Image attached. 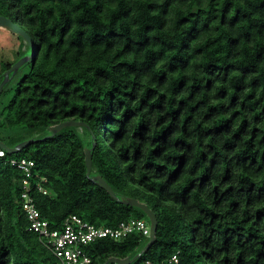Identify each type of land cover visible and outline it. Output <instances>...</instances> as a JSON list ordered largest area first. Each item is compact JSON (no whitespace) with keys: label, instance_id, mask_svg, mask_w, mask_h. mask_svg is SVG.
Wrapping results in <instances>:
<instances>
[{"label":"trees","instance_id":"16d2710c","mask_svg":"<svg viewBox=\"0 0 264 264\" xmlns=\"http://www.w3.org/2000/svg\"><path fill=\"white\" fill-rule=\"evenodd\" d=\"M0 15L33 43L0 63L1 84L30 57L0 95V140L36 139L0 158V264H61L28 230L11 159L47 179L33 196L54 230L74 215L149 222L87 177L86 149L92 178L156 215L155 242L132 264H264V0H0ZM71 120L85 126L51 135ZM149 241L86 251L107 264Z\"/></svg>","mask_w":264,"mask_h":264},{"label":"built area","instance_id":"2783aa9c","mask_svg":"<svg viewBox=\"0 0 264 264\" xmlns=\"http://www.w3.org/2000/svg\"><path fill=\"white\" fill-rule=\"evenodd\" d=\"M6 154L7 152L0 148V158H4ZM9 163L25 176L22 180L21 197L22 210L29 222L28 230L39 235L61 264H93L86 248L102 239L121 241L131 234L150 238L151 222L147 219H130L121 222L117 227H96L74 215L66 219L61 229H52L49 221L40 214L33 196L35 191L44 195L48 193L44 186L47 179L34 173L35 163L32 160L11 159ZM33 179L36 183H33ZM174 259L176 261V257Z\"/></svg>","mask_w":264,"mask_h":264},{"label":"water","instance_id":"95a60500","mask_svg":"<svg viewBox=\"0 0 264 264\" xmlns=\"http://www.w3.org/2000/svg\"><path fill=\"white\" fill-rule=\"evenodd\" d=\"M0 28L9 30L13 34L19 35L21 38L24 39L26 43L29 45H33L31 37L19 27V25L14 24V22L4 16L0 15ZM29 60L28 57H25L24 59H21L18 61L11 69L6 71L4 73V80L0 84V95L3 91V88L5 85L8 83L10 76L14 75L15 73L18 72V70ZM85 124L83 122L71 120L67 121L64 123H61L56 126H52L49 131L51 132V135H55L59 132H61L63 129L67 127H76V128H82L84 127ZM34 142H36V139H30L27 140L19 145H17L14 148L9 147L7 144H5L3 141L0 140V148L5 150L8 154H18L22 149L32 145ZM85 163L87 167V177L92 179L100 188L105 190L110 194V196L115 199V200H121L124 204L130 205L132 207H137L141 209L149 218L151 222V234H150V241L146 245V247L138 253L135 257H126V258H118V257H113L110 258L107 264H132L134 261H136L139 257H141L144 253H146L154 244L155 239H156V233L158 229V221L156 218L155 213L145 204L141 203L137 199H132V198H122L120 199L119 196L115 193V191L112 189V187L101 177V176H96L92 178V168H93V159H92V154L90 150L86 149L85 150Z\"/></svg>","mask_w":264,"mask_h":264},{"label":"rangeland","instance_id":"374dc122","mask_svg":"<svg viewBox=\"0 0 264 264\" xmlns=\"http://www.w3.org/2000/svg\"><path fill=\"white\" fill-rule=\"evenodd\" d=\"M30 46L31 45H28L19 35L0 28V63L2 61H16L19 57V52H21V55L26 53L31 56L32 49H30ZM29 56L28 58L30 59ZM24 58L25 57H22L21 59ZM21 75L22 73L18 75L17 79H19ZM79 132L82 133V130L79 129Z\"/></svg>","mask_w":264,"mask_h":264}]
</instances>
